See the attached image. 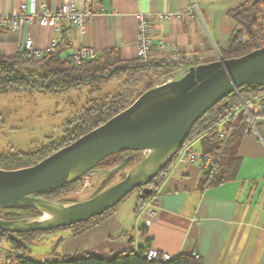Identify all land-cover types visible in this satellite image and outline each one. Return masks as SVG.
Segmentation results:
<instances>
[{
  "label": "crops",
  "instance_id": "1",
  "mask_svg": "<svg viewBox=\"0 0 264 264\" xmlns=\"http://www.w3.org/2000/svg\"><path fill=\"white\" fill-rule=\"evenodd\" d=\"M245 1L88 0L92 15L84 31L70 25L63 28L70 43L67 53L71 54L77 46L87 45L96 54L114 49L123 60L135 59L136 14L141 13L149 20L152 43L148 58H165L175 45L180 54L189 58L196 57L201 62L216 60L222 57L219 50L227 47L237 26L228 11ZM60 2L0 0V16L18 13L22 3L28 11H39L41 4L54 9ZM75 3L79 8L86 5L85 0H75ZM193 3L192 17L175 16ZM60 35L54 28L39 26L34 15L30 22L15 30L0 32V51L15 54L27 36L33 38L35 45L46 48ZM242 115L239 111L232 122ZM255 126L257 130L244 132L239 140L238 162L230 180L205 185V168L200 162L176 158L138 211L135 195L131 221L125 223L115 210L95 227L87 252L106 256L148 245L173 256L196 251L201 264H264V117L255 118ZM189 144L192 150L202 152L200 137ZM147 205L156 210V216L146 227L143 226V210ZM111 234H115V238Z\"/></svg>",
  "mask_w": 264,
  "mask_h": 264
},
{
  "label": "trees",
  "instance_id": "2",
  "mask_svg": "<svg viewBox=\"0 0 264 264\" xmlns=\"http://www.w3.org/2000/svg\"><path fill=\"white\" fill-rule=\"evenodd\" d=\"M228 15L236 21L237 26L229 37L227 47L219 50L223 58L240 56L264 45V0H246L243 4L229 10ZM7 30L8 28L0 26V32ZM69 48V39L66 29H64L61 31L60 40L54 49L45 52L40 58L27 57L20 52L6 55L0 51V93L36 91L56 94L88 87V98L76 114L66 120L62 134L48 138L47 141L31 151L0 153L1 168L15 169L36 163L127 107L142 92L159 84L158 78L161 76L168 75L181 67L187 68L202 63L197 61L181 65V63L167 62L164 58H148L144 61L137 58L123 60L116 50L108 49L97 54L94 58L84 59L77 66L70 60L71 54L67 53ZM107 82L117 83L115 92L106 93L103 91L102 84ZM240 99L244 102H259L264 115V85L246 84L239 87L238 92H230L209 108L186 134L183 146L200 137L202 152L217 156L216 162L203 172L205 185H217L230 180L235 173L238 162L236 148L246 127L244 113L240 110ZM235 111H240L243 115L237 121L232 122ZM222 120H226L225 124L232 126V131L225 140L219 136L217 126ZM141 155L139 150H125L112 154L99 162L98 165L112 156H115V160L119 161L114 169H110L106 173L103 185L95 193L112 184L110 182L114 173L122 172L126 167L129 170ZM127 156H129L128 159ZM176 158L177 154L147 184L151 188L150 194L143 193L141 187L132 191L137 194L136 211L143 207L146 200L155 192ZM124 175L125 173H122L121 178ZM79 180L80 178L36 195L58 200L56 197L71 191ZM62 201H75V199ZM114 211L115 206L88 220L51 230L29 232L0 230V245L3 242L7 245L6 251L13 256L11 264H201V261L195 259L191 254H177L166 261L149 260L145 255V251L149 248L148 245H141L136 250H123L106 256L88 252L58 255L53 251L51 255L41 261L30 257V246L42 235L67 227L72 228L71 234L78 233L91 224L103 220ZM36 215H39V212L28 207L0 210V217L5 219ZM141 229L144 231V227Z\"/></svg>",
  "mask_w": 264,
  "mask_h": 264
},
{
  "label": "water",
  "instance_id": "3",
  "mask_svg": "<svg viewBox=\"0 0 264 264\" xmlns=\"http://www.w3.org/2000/svg\"><path fill=\"white\" fill-rule=\"evenodd\" d=\"M246 84L264 85V45L240 56L188 66L36 163L0 167V210L28 207L39 212L32 217H0V230L29 232L69 226L116 206L135 188L150 194L147 184L174 158L190 127ZM125 150H139L142 155L121 179L90 197L62 201L36 195L81 178L106 157Z\"/></svg>",
  "mask_w": 264,
  "mask_h": 264
},
{
  "label": "rangeland",
  "instance_id": "4",
  "mask_svg": "<svg viewBox=\"0 0 264 264\" xmlns=\"http://www.w3.org/2000/svg\"><path fill=\"white\" fill-rule=\"evenodd\" d=\"M165 76H161L158 80H164ZM102 88L106 93H113L117 89V83L107 82L102 84ZM87 91L88 87H81L56 94L36 91L0 93V153L31 151L47 141L48 138L62 134L66 120L75 115L84 105L88 98ZM115 159L116 157L112 156L96 166L85 177H81L71 191L60 194L56 199L82 200L93 195L103 185L106 173L118 165L119 161ZM127 171L128 167L122 172L114 173L110 183L121 179V174ZM135 195L136 192L127 194V197L125 196L115 206V210L119 212L125 223L131 221ZM103 220L74 234H71L72 228L68 227L44 234L30 246L29 255L31 258L41 261L51 255L53 251L58 255L87 252V247L93 242L92 233ZM111 235L115 238V234ZM6 246L5 242L0 245L2 255L9 253L6 251ZM10 257L11 263H13V256Z\"/></svg>",
  "mask_w": 264,
  "mask_h": 264
},
{
  "label": "built area",
  "instance_id": "5",
  "mask_svg": "<svg viewBox=\"0 0 264 264\" xmlns=\"http://www.w3.org/2000/svg\"><path fill=\"white\" fill-rule=\"evenodd\" d=\"M86 1V5L83 8H79L75 3V0H61L58 6L54 9H48L44 4L40 5L39 11L27 10L26 4L22 3L19 6V12L13 15L0 16V26L8 27V30H15L20 25L30 22L34 15L37 16V24L41 27H51L56 29L59 33L63 30L65 25H70L72 28H75L79 31H84L85 25L89 20V17L92 15V12L89 10ZM195 9L194 3L191 4L185 10L179 11L175 16L183 17L189 16L192 17ZM165 16H170L166 14ZM162 17V16H160ZM137 19V28H138V38L136 43V58L139 60H147L149 56V50L151 47V37L149 36V20L141 13L136 14ZM69 36V33H68ZM60 40V36L53 38L50 44L46 48H41L34 44L33 38L27 36L17 48V52L24 54L27 57H42L45 52L52 51L54 47ZM243 40V38H242ZM162 47V44L160 45ZM171 52L165 56V60L171 63H181L191 64L199 61V58H189L185 55H182L178 52V48L174 45L170 48ZM95 50L87 45H81L75 47L70 55V60L73 64L79 66L84 59L94 58L96 56ZM186 67H181L176 71L171 72L165 76L164 80L159 82H165L168 79L175 77L178 73L184 70ZM240 110L244 113V122L246 127L244 131L257 130L255 126V118L264 117L262 114V106L257 101H248L244 102L240 99ZM239 111H235L233 116L235 117ZM226 120H222L217 124L219 130V136L225 140L232 131V126H224ZM224 126V127H223ZM177 158L186 161V162H200L201 165L208 169L214 164L217 160L216 155H208L202 152H197L191 149L190 144L182 147L177 152ZM92 171V170H91ZM84 174L82 177H85L88 173ZM143 226H149L152 220L156 216V210L152 206H146L143 210ZM146 258L149 260L158 259L160 261H166L170 259L173 255L168 252L159 251L156 248L149 247L145 251ZM191 255L201 261L200 255L198 252L193 251ZM11 255L9 253L2 255L0 253V264H11Z\"/></svg>",
  "mask_w": 264,
  "mask_h": 264
}]
</instances>
